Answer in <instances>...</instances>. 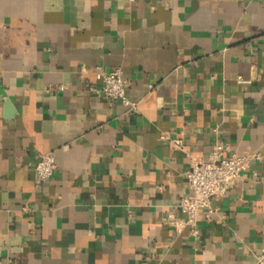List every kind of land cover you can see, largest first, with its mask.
<instances>
[{
	"label": "crops",
	"instance_id": "0c3cea01",
	"mask_svg": "<svg viewBox=\"0 0 264 264\" xmlns=\"http://www.w3.org/2000/svg\"><path fill=\"white\" fill-rule=\"evenodd\" d=\"M97 68L122 70L138 112ZM0 98L15 108L0 100V264L256 263L264 0H0ZM215 142L262 157L194 234L178 207L188 153ZM45 152L57 168L38 184Z\"/></svg>",
	"mask_w": 264,
	"mask_h": 264
},
{
	"label": "built area",
	"instance_id": "2783aa9c",
	"mask_svg": "<svg viewBox=\"0 0 264 264\" xmlns=\"http://www.w3.org/2000/svg\"><path fill=\"white\" fill-rule=\"evenodd\" d=\"M134 1V0H130ZM96 77L101 82V89L110 101H121L131 112H138V103L126 93V80L123 78L120 68L104 71L97 68ZM240 83H251L242 75L238 76ZM173 142L178 147L183 146L181 138H174ZM189 168L186 171V178L191 194L183 196L178 204L181 212L186 216L185 224L191 226L194 234L199 233L198 213L201 208H207V217L213 213L212 199L222 196L230 189L232 184L238 180L250 167L252 159L261 158V153L248 152L245 154L225 155L220 143L215 142L209 156L204 159L188 153ZM57 168V160L53 152H45L40 155L38 162L34 166L36 180L38 184L51 178ZM23 210L29 211V206L25 205ZM255 264H264V249L258 255Z\"/></svg>",
	"mask_w": 264,
	"mask_h": 264
},
{
	"label": "water",
	"instance_id": "95a60500",
	"mask_svg": "<svg viewBox=\"0 0 264 264\" xmlns=\"http://www.w3.org/2000/svg\"><path fill=\"white\" fill-rule=\"evenodd\" d=\"M0 100L5 102V106H6L7 110H8V117H12L13 113L15 112V108H14L12 102L9 99L5 100L3 98H0Z\"/></svg>",
	"mask_w": 264,
	"mask_h": 264
}]
</instances>
